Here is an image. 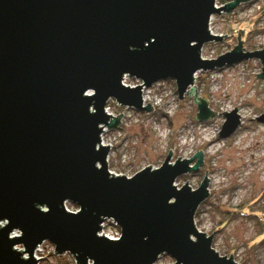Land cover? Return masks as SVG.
<instances>
[{"label":"water","instance_id":"obj_1","mask_svg":"<svg viewBox=\"0 0 264 264\" xmlns=\"http://www.w3.org/2000/svg\"><path fill=\"white\" fill-rule=\"evenodd\" d=\"M240 1L0 0V264H38L43 241L75 264H153L161 254L174 264H238L211 247L213 231L195 226L205 174L195 189L174 184L198 169L201 150L170 162L169 149L157 167L115 175L100 133L122 114L105 111L109 99L152 109L142 106L141 84L125 85V76L146 87L173 80L178 98L192 96L199 121L216 113L193 85L197 70L257 58L264 78V48L243 51V27L230 51L201 57L204 43L223 36L209 31L210 16ZM219 113L226 137L239 114L235 106ZM106 220L117 239L98 233Z\"/></svg>","mask_w":264,"mask_h":264},{"label":"rangeland","instance_id":"obj_2","mask_svg":"<svg viewBox=\"0 0 264 264\" xmlns=\"http://www.w3.org/2000/svg\"><path fill=\"white\" fill-rule=\"evenodd\" d=\"M229 1L214 0V4L219 7ZM242 27L239 40L243 51L264 48V0H242L228 13L212 14L209 31L223 36L219 41L204 43L201 57L214 59L230 51ZM260 71L257 58L197 70L193 85L216 113L201 121L193 117L197 107L192 96L185 93L178 98L171 79L145 87L144 97L151 110L128 109L109 99L107 113L113 117L122 114L116 126L103 134L105 143L111 146L107 168L120 175L159 166L169 149L170 162L178 156L190 158L201 150L198 169L177 176L174 184L180 187L187 180L195 189L205 174L208 195L195 211V226L206 235L213 231L211 247L221 256L231 253L238 264H264V122L257 120L264 108V78L255 74ZM123 83L132 86L135 78L125 76ZM234 106L240 122L233 133L222 137L218 131L224 117L219 112H229ZM66 208L77 210L69 204ZM118 230L106 220L98 233L108 237ZM36 257H40L38 264H75L69 253L55 254L47 241ZM153 264H174V260L161 254Z\"/></svg>","mask_w":264,"mask_h":264},{"label":"built area","instance_id":"obj_3","mask_svg":"<svg viewBox=\"0 0 264 264\" xmlns=\"http://www.w3.org/2000/svg\"><path fill=\"white\" fill-rule=\"evenodd\" d=\"M161 82H164V80H160ZM160 81H156V82H154V83H152L150 86H153L155 83H160ZM143 82L141 81V80H139V79H135V83L132 85V86H135V85H140L141 84V97H142V106H144V104L147 102V99H145V97H144V90L146 89L145 87L146 86H144L143 84H142ZM158 83V84H159ZM158 86H161V85H158ZM126 108L128 107V106H125ZM130 107H128V109H129ZM105 111L106 112H108V107H107V104H106V106H105ZM103 127V126H102ZM107 128L108 127H103V129H106L107 130ZM102 129V130H103ZM109 129V128H108ZM106 130H105V132H106ZM105 132H103L102 133V131H101V133H100V144L101 145H103L102 144V138H103V140H104V137H103V134L105 133ZM104 143H105V140H104ZM107 144V143H106ZM108 148L109 149H111V146H108ZM109 152H108V154H107V156H106V160H107V163H109ZM110 171V170H109ZM110 172H112L113 174H115V175H120L121 173H116V172H114V171H110ZM126 176H131V175H126ZM76 211V210H75ZM103 224H104V222L101 224L102 225V227H103ZM119 231V230H118ZM109 238H112V239H117L118 237H119V232H116L114 235H111V236H108ZM45 241H43L42 243H40V244H38L37 245V247L35 248V251H34V255H35V257L37 256V254H38V252L40 251V249H41V246H42V244L44 243ZM17 248L19 249V246H17ZM91 264V263H90Z\"/></svg>","mask_w":264,"mask_h":264},{"label":"bare ground","instance_id":"obj_4","mask_svg":"<svg viewBox=\"0 0 264 264\" xmlns=\"http://www.w3.org/2000/svg\"><path fill=\"white\" fill-rule=\"evenodd\" d=\"M211 32H212V31H211ZM194 76H195V74H194ZM103 127H105V126H103ZM103 127H102V129H103ZM105 130H106V129H103V130H102V133L105 132ZM107 130H108V128H107ZM107 130H106V131H107ZM101 140H102V144H103V145H108V146H109V144L104 143L103 138H102ZM211 141H212V140H210V142H211ZM106 162H107V160H106ZM208 190H209V189H208ZM36 258H38V257H36Z\"/></svg>","mask_w":264,"mask_h":264},{"label":"trees","instance_id":"obj_5","mask_svg":"<svg viewBox=\"0 0 264 264\" xmlns=\"http://www.w3.org/2000/svg\"><path fill=\"white\" fill-rule=\"evenodd\" d=\"M68 204H69L70 206L74 207V208L76 207V206H75L74 204H72V203H68Z\"/></svg>","mask_w":264,"mask_h":264}]
</instances>
